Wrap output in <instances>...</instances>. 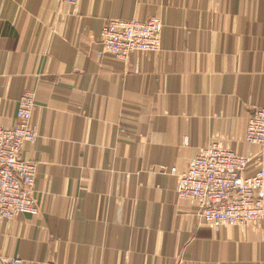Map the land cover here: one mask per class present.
I'll return each instance as SVG.
<instances>
[{
  "label": "crops",
  "instance_id": "1",
  "mask_svg": "<svg viewBox=\"0 0 264 264\" xmlns=\"http://www.w3.org/2000/svg\"><path fill=\"white\" fill-rule=\"evenodd\" d=\"M111 19H159L158 52L100 55ZM35 93L37 215L0 223L23 264H264V220L202 223L179 174L211 144L247 157L264 108V0H0V127ZM176 169L177 174H173Z\"/></svg>",
  "mask_w": 264,
  "mask_h": 264
},
{
  "label": "built area",
  "instance_id": "2",
  "mask_svg": "<svg viewBox=\"0 0 264 264\" xmlns=\"http://www.w3.org/2000/svg\"><path fill=\"white\" fill-rule=\"evenodd\" d=\"M76 10L80 0H59ZM163 23L159 19H111L101 31L100 55L127 60L132 54L158 52L162 46ZM35 93L28 91L18 101V124L0 127V223L22 214L37 215V164L23 159L25 143L37 138L32 124ZM245 139L264 150V108L248 120ZM249 159L215 143L202 148L181 174L178 197L200 205L202 223L215 229L247 228L264 220V170L248 177ZM172 173L177 174L176 169ZM0 264H23L20 259L0 255Z\"/></svg>",
  "mask_w": 264,
  "mask_h": 264
}]
</instances>
